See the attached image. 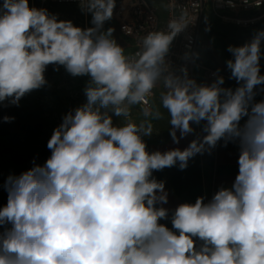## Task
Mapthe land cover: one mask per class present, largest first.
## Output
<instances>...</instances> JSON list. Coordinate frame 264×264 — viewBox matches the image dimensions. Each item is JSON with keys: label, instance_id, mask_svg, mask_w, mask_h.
Listing matches in <instances>:
<instances>
[{"label": "clouds", "instance_id": "obj_1", "mask_svg": "<svg viewBox=\"0 0 264 264\" xmlns=\"http://www.w3.org/2000/svg\"><path fill=\"white\" fill-rule=\"evenodd\" d=\"M115 7L116 0H80L93 25L81 28L29 7V0L0 5V104L19 106L44 87L49 65L89 77L86 102L53 130L44 164L34 162L4 184L0 264H264V100H255L264 86V29L241 46H228L233 89L223 87L219 69L210 84L197 83L186 67L171 70L166 57L187 27L183 16L147 33L135 58L126 56L113 29L103 30ZM161 82L173 142L193 133V124H202L203 135L184 149L149 152L144 137L153 126L116 125L109 111L127 118ZM222 140L239 146L232 185L208 202L201 196L178 205L171 228L161 223L169 209L158 205L168 203V193L153 172L184 170Z\"/></svg>", "mask_w": 264, "mask_h": 264}, {"label": "crops", "instance_id": "obj_2", "mask_svg": "<svg viewBox=\"0 0 264 264\" xmlns=\"http://www.w3.org/2000/svg\"><path fill=\"white\" fill-rule=\"evenodd\" d=\"M159 10L161 16H165V2L164 0H150ZM0 4H3V0H0ZM115 23L112 19L104 23L105 28H112ZM116 26V25H115ZM117 27V26H116ZM264 29V23L257 27L251 28H239L232 25H226L214 20L209 14L205 16V20L202 24L198 49L197 59L201 64L208 67L213 71L220 70L219 75L224 76L225 83L223 87L235 88L237 82L234 79H230V70L226 67V61L232 58L231 53L227 51L229 45L241 46L248 42L254 35L256 30ZM118 30V28H117ZM119 32V30H118ZM120 46L123 47L125 40L119 32ZM262 54H264V42L261 46ZM261 75H264V55L260 60ZM197 83L210 84L214 79H209L203 75L201 71L197 72ZM264 86L257 87L256 101L264 100ZM135 110V106H131ZM162 107L161 103H155L152 110ZM138 110V109H137ZM151 110V111H152ZM165 119L169 121L170 117L165 109ZM243 123V121H241ZM171 125L167 122V128L164 130L162 136H154L144 138L147 144V150L152 151H167L174 148L184 149L193 140L196 135H203L201 125L193 124L195 131L190 133L184 138L180 139L179 144L173 142L170 135ZM7 129L4 125L0 124V136H6ZM179 137V131H177ZM50 150L42 157L44 161L50 156ZM238 157L239 146L238 143L228 142L225 146V142L222 140L218 142L217 146L210 151L203 154H197L195 157L189 160L188 167L184 170H180L178 166L165 168L160 171H154L153 177L158 181L165 183V190L168 193V203L158 205L169 209V218L167 220H161L160 222L166 224L169 228L171 225V214L174 209L181 203H195L198 197L207 195L212 186L214 193L220 187H230L238 174ZM200 242L197 240V245Z\"/></svg>", "mask_w": 264, "mask_h": 264}, {"label": "built area", "instance_id": "obj_3", "mask_svg": "<svg viewBox=\"0 0 264 264\" xmlns=\"http://www.w3.org/2000/svg\"><path fill=\"white\" fill-rule=\"evenodd\" d=\"M43 1L74 4L80 8V0ZM164 2L166 9L163 17L150 0H116L111 19L125 40L123 46L125 55L135 58L141 48V40L147 33L166 30L170 20L183 16L187 27L173 40L166 61L177 74L182 67H186L189 77L196 81L198 71L209 79L216 78L213 75L216 71L204 66L197 59L199 36L207 14L222 24L245 29L264 23V0H247V3L244 0H233L235 7H230L227 0H164ZM31 7H34L33 0ZM162 91L164 88L161 82L145 101L133 106L143 112L151 111L155 103H161ZM213 194L212 186L210 192L205 195V202H208Z\"/></svg>", "mask_w": 264, "mask_h": 264}, {"label": "rangeland", "instance_id": "obj_4", "mask_svg": "<svg viewBox=\"0 0 264 264\" xmlns=\"http://www.w3.org/2000/svg\"><path fill=\"white\" fill-rule=\"evenodd\" d=\"M33 5L37 9H46L49 14L56 15L58 20H70L75 26L81 28L93 26L91 24V14L82 12L81 9L74 4H58L44 2L43 0H33ZM29 7H31V0H29ZM107 29L108 28L103 27L104 31ZM112 29L113 38L120 44L119 32L114 24ZM48 67L52 71V76L50 78L48 76L46 77L48 83L44 87L26 94L21 101L25 109L39 113L41 119L45 121V127L43 128L44 137H37L34 133V129L32 127L28 128L30 136L43 157H45L44 154H46L48 150L47 142L53 130L62 123L63 116L86 102V96L83 90L89 79L87 76L73 77L63 66H59V70H56L57 66L55 65H49ZM2 105L3 104H0V107H2ZM157 112L161 114L160 118H157ZM164 114L165 109L163 107H158L149 112L135 110L133 107H130L129 116L127 118L117 117L109 111V115L112 116L113 123L116 125H123L127 120H131L138 125L141 123L146 125L151 124L153 126V134L148 137H160L163 135L168 122ZM0 137L7 138V135ZM44 162L45 161L42 159L41 165L44 164ZM31 167H33V165Z\"/></svg>", "mask_w": 264, "mask_h": 264}, {"label": "trees", "instance_id": "obj_5", "mask_svg": "<svg viewBox=\"0 0 264 264\" xmlns=\"http://www.w3.org/2000/svg\"><path fill=\"white\" fill-rule=\"evenodd\" d=\"M32 5V0H31ZM51 70L47 67L45 77H51ZM10 105L5 101L0 107V124L7 129V138L0 137V208L7 204V191L4 184L10 175L18 176L30 169L33 163L41 164V153L28 132L32 127L37 137H44L45 121L40 114L31 112L23 107ZM7 105V106H5ZM14 117L12 122H4L3 117ZM0 231H3L0 228Z\"/></svg>", "mask_w": 264, "mask_h": 264}]
</instances>
